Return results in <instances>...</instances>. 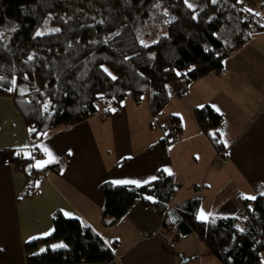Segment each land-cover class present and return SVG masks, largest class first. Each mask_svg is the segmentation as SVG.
<instances>
[{
	"label": "trees",
	"instance_id": "obj_1",
	"mask_svg": "<svg viewBox=\"0 0 264 264\" xmlns=\"http://www.w3.org/2000/svg\"><path fill=\"white\" fill-rule=\"evenodd\" d=\"M249 1L209 0L195 15L185 0H0V97L15 101L34 144L95 116L107 119L113 107L147 94L157 117L172 100L184 98L193 82L219 75L227 59L250 41L253 22L241 5ZM195 117L221 154L212 131L223 126V116L205 106ZM168 128L169 140H178L180 118L171 116ZM42 156L35 150L31 158L15 160L16 171L26 174L28 196L42 174L29 167ZM101 193L103 217L112 227L141 200L163 218L175 241L196 234L221 264H264V196L239 201L242 213L236 218L201 221L200 199L176 206L171 214L174 179L164 174L141 187L105 183ZM52 221L51 235L25 244L27 264L115 259L82 221L61 213ZM56 242L66 247L50 248Z\"/></svg>",
	"mask_w": 264,
	"mask_h": 264
},
{
	"label": "crops",
	"instance_id": "obj_2",
	"mask_svg": "<svg viewBox=\"0 0 264 264\" xmlns=\"http://www.w3.org/2000/svg\"><path fill=\"white\" fill-rule=\"evenodd\" d=\"M247 4L246 14L254 20L250 41L227 59L219 75L193 82L184 98L172 100L157 117L152 114L150 94L139 100L129 98L107 119L95 116L34 144L15 101L0 97V264H27L25 244L51 235L57 213L91 228L114 252V264L221 263L196 234L175 241L174 233L164 228L163 218L141 200L112 227L103 217L101 186L141 187L156 181L159 174L171 176L175 185L171 214L176 206L200 199L201 221H205L201 212L207 221L236 218L239 201L261 196L264 9L252 10ZM205 106L224 118L223 126L212 131L222 144L220 163L215 162L220 150L195 117V110ZM171 116L180 118L183 132L178 140L171 138L162 145ZM35 150L43 156L29 168L42 174L35 193L28 196L26 174L16 171L15 160L31 158ZM57 163L61 169H51ZM123 181L134 183H117ZM61 244L50 248H62Z\"/></svg>",
	"mask_w": 264,
	"mask_h": 264
},
{
	"label": "rangeland",
	"instance_id": "obj_3",
	"mask_svg": "<svg viewBox=\"0 0 264 264\" xmlns=\"http://www.w3.org/2000/svg\"><path fill=\"white\" fill-rule=\"evenodd\" d=\"M208 1L209 0H187V4L192 5L191 9H192L193 13L196 15L202 8H204L206 6ZM263 3H264V0H253L252 2H250L248 4H247V2H242L241 5L245 11H246L245 4L252 6V10H254V8H260V10H263L264 5L262 7H260ZM248 17H249L248 14H246L247 19H249ZM249 21L254 22V20H249ZM155 36H156V34H155L154 30H152L151 31V40L152 41L155 40V38H154ZM147 95H149V94H147ZM143 96L146 97V95H143ZM241 213H242V210H240V214ZM219 264H221V263H219Z\"/></svg>",
	"mask_w": 264,
	"mask_h": 264
},
{
	"label": "snow or ice",
	"instance_id": "obj_4",
	"mask_svg": "<svg viewBox=\"0 0 264 264\" xmlns=\"http://www.w3.org/2000/svg\"><path fill=\"white\" fill-rule=\"evenodd\" d=\"M212 2L213 3H216V0H212ZM185 3H187V0H185ZM188 7L191 8L192 5L191 4H188ZM249 11H251V10H249ZM54 31H57L58 32L59 29H55ZM41 35H42V33H40V32H37L36 33V36H41ZM31 59H32V57L30 56L29 57V60H31ZM104 71L108 73V75L111 77V79H113V80L116 79L115 76H113L110 72H108V69L105 68ZM3 79H4L3 77H0V81H2ZM11 83L14 85L15 84V81H12ZM9 90H11V89H9ZM225 145L227 146V143L226 142H225ZM45 151L47 152V149H45ZM69 154H71V153H69ZM48 155L51 157V153H48ZM169 174L171 175V173H169ZM153 179H155V177ZM117 183H134V182H132V181H123V182H117ZM261 196H264V192H261ZM148 199H152V198L151 197H148ZM247 199H249V200H256L257 197L251 196V197H247ZM200 218L202 220L207 221L208 216L205 215L203 212H201V217ZM58 247H66V245L61 244V245H58Z\"/></svg>",
	"mask_w": 264,
	"mask_h": 264
},
{
	"label": "built area",
	"instance_id": "obj_5",
	"mask_svg": "<svg viewBox=\"0 0 264 264\" xmlns=\"http://www.w3.org/2000/svg\"><path fill=\"white\" fill-rule=\"evenodd\" d=\"M121 110V106H115L111 109L112 112H117V111H120ZM170 135V131H167L166 132V137L165 139H167V141L170 139L168 138ZM223 157H224V154L221 153V154H217L216 157H215V162L216 163H220L222 160H223ZM52 169L55 170V171H59L61 169V164L57 163L55 165L52 166ZM115 260H113L110 264H114Z\"/></svg>",
	"mask_w": 264,
	"mask_h": 264
}]
</instances>
